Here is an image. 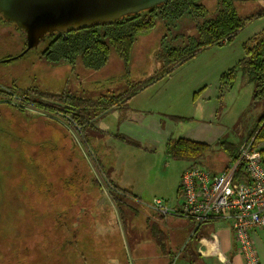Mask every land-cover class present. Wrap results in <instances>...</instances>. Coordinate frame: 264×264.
Segmentation results:
<instances>
[{
	"label": "trees",
	"instance_id": "obj_1",
	"mask_svg": "<svg viewBox=\"0 0 264 264\" xmlns=\"http://www.w3.org/2000/svg\"><path fill=\"white\" fill-rule=\"evenodd\" d=\"M206 1L208 0H171L124 16L111 24L97 23L79 31L69 30L66 33L47 35L41 42L38 59L47 61L49 65L64 63L62 67L67 71L82 64L85 70L102 72L107 64L116 60H121L126 70L139 38L149 36L148 33L160 27L162 35L157 58L163 64L161 70L123 93L108 92L94 99L78 97L71 91L42 93L32 87L21 89L14 84L0 86V107L9 110L8 114L0 113V116L13 117L16 122L19 116L26 118L29 109L42 115L36 119L37 132L34 134L28 133L24 127L12 126V133L18 139L15 144L17 154L10 164L13 169L9 171V166L6 170L0 162V185H4V189L0 191V237L17 233L18 235H13L16 242L20 238L19 243L27 242L22 251L13 252V260L9 257L0 258V264H50L46 263V257L53 258V264H111L108 263L107 251L112 248L115 251L119 249L121 253L120 245L123 244L118 242L121 234L117 226L112 228L115 232L108 236V240L97 239L100 243L99 250L95 249L97 240L93 247H89L93 242L90 235L82 239L80 227L86 218H90V221L93 218L94 207L85 204L87 195L93 197V189L89 191L88 185L90 183L97 189V193L101 191V187L98 179L91 175L88 163L80 156L79 147L71 140L65 125L76 128L79 135L86 139L81 142L89 149L87 133L91 132L89 129L97 128L96 124L101 117L114 110H127L132 99L158 81L171 76L180 66L210 48L233 43L247 26L257 19H264V8L255 14L242 16L236 5L237 0H209L208 2H212L211 7L207 6ZM4 21L13 24L25 35L14 23ZM185 27L186 30L180 31ZM26 48L27 45L15 56H5L0 64L7 63L4 61L7 58L11 62L27 55L28 53L22 55ZM243 49L244 55L237 65L221 75L219 87L222 96L233 89L238 75L242 74L246 82L254 85V103H264V28L243 43ZM180 119L186 120L182 117ZM8 126L10 124L1 118L0 133L9 134ZM45 131L48 133L47 137L34 141V138ZM46 139L55 145H46ZM263 143L264 112L250 131L246 147L250 144L258 147ZM0 147L3 148H0L2 155L5 154L8 149L5 148L4 138H0ZM219 147L230 160L223 169L225 170L238 160L242 151L238 152L236 147L224 141ZM44 148L47 149L43 150ZM62 149L64 150L58 151ZM210 150V144L184 137L169 138L166 143V152L172 158L189 161L190 165L204 166ZM261 152L264 164V148ZM65 153L70 156L69 159ZM46 156L54 162L53 165L51 163V173L45 169L48 164ZM204 158L206 161L202 162ZM97 163L103 167L99 159ZM59 165L62 168L59 169ZM243 168V165L238 167L237 177L241 175ZM218 172L220 171L214 170V173ZM104 174L107 177L104 180L112 192L111 198L120 212L124 205L130 206L129 201L137 200L131 192L115 185L107 173ZM11 184L15 185L12 189L9 188ZM65 190L72 191L71 197ZM7 198L17 199V204L2 201ZM135 210L139 213L136 208ZM16 222L20 227L14 230ZM60 230L65 233L64 240L56 238V233ZM123 256L120 262L127 261V255Z\"/></svg>",
	"mask_w": 264,
	"mask_h": 264
},
{
	"label": "rangeland",
	"instance_id": "obj_2",
	"mask_svg": "<svg viewBox=\"0 0 264 264\" xmlns=\"http://www.w3.org/2000/svg\"><path fill=\"white\" fill-rule=\"evenodd\" d=\"M208 1H206L207 6L211 7L212 2ZM236 5L242 16H248L263 9L264 0L248 2L237 0ZM263 28L264 19L255 20L238 34L233 43L216 46L200 53L177 68L171 76L154 84L148 95L139 94L141 99H145V96L148 98L145 105L148 110L144 113L146 119L142 122L135 113L130 112V117H127L123 110H114L101 117L96 124L97 128L89 129L91 134L87 133L90 140L89 149L85 147V143H82L86 139L79 135L76 128L65 125L71 140L79 147L80 156L88 163L91 175L98 179L101 187V191L97 193V189L89 183V191L93 189V197L87 195L85 198V204L94 207L91 221L90 218H86L83 226L80 227L82 239H85L86 235L93 237L89 247H93L97 239L104 241L110 238L108 236L114 232L112 228L119 225L116 224L117 218H124L125 230H130L137 218H146L145 216L160 218L162 215L154 211L151 206L154 199L164 200L169 208H175L182 202L178 189L182 173L190 162L172 158L166 152L169 138L184 137L210 144L208 161L204 158L202 162H207L203 167L211 172L223 171L230 161L219 147L221 142L233 145L238 152L246 148L249 133L264 112V103H254V85L246 82L242 74L238 75L233 89L222 96L219 87L220 78L242 59L243 43L261 32ZM186 29L187 27L180 31ZM147 35L149 36H141L137 41L131 63L126 70L125 64L121 60V62L116 60L107 64L102 72L85 70L82 64L72 67L70 71L62 67L64 63L49 65L47 61L38 59L40 55L38 49L42 48L40 43L38 48L26 52L27 55L11 62L5 59L7 63L0 64V86L14 84L21 89L36 88L42 93L71 91L78 97L94 99L108 92L123 93L139 81L161 70L163 64L157 55L162 29L156 27ZM26 45V35H23L13 24L6 23L0 15V62L7 55L19 54ZM137 99L133 101V106H136ZM8 112L5 107H0L1 114ZM40 116L42 115L32 109L28 110L26 118L17 117L16 122L13 117L0 116V119L3 118L10 124L9 134L0 133V138L5 139V148L8 149L3 155L0 149V162L4 164L6 170L12 163L13 156L17 154L15 144L18 139L12 133V126L24 127L28 133L34 134L37 132L36 119ZM129 123H131L130 128H127ZM144 125L146 127H143ZM47 136L48 133L45 131L34 138V141ZM46 145L55 144L46 139ZM261 146L264 148L263 144ZM45 149L47 148L43 150ZM65 155L69 159L70 156L67 153ZM97 159L102 162L103 167L98 165ZM45 161L48 163L45 169L51 173V163L53 165L54 162L48 156L45 157ZM65 165L68 167L67 164ZM12 169L13 167L10 166L8 170ZM104 173H107L118 187L128 189L139 196L140 201H129L130 206L124 205L120 212L111 198L112 192L104 180H107ZM12 187L15 185L9 186L10 189ZM3 189L4 185H0V191ZM65 193L70 197L72 195L71 190H65ZM2 201L8 204L13 201V204H17V199L7 198ZM135 208L140 212L138 213ZM167 217L173 218L171 215ZM39 222L36 224L37 227ZM17 227H20L18 222L15 223L14 230H17ZM207 227L213 230L217 228L215 225ZM14 234L17 233L5 238L0 237V258L9 257L13 260L12 257H15L13 252L22 251L27 245L26 241L19 243L21 238L16 242ZM56 238L64 240V231H58ZM97 243L95 249L99 250L98 240ZM94 251L93 249L92 252ZM122 256L119 249L115 251L111 248L107 251L108 263L112 260L119 263ZM103 260L102 258L101 262ZM53 262V258L46 257V263L53 264Z\"/></svg>",
	"mask_w": 264,
	"mask_h": 264
},
{
	"label": "built area",
	"instance_id": "obj_3",
	"mask_svg": "<svg viewBox=\"0 0 264 264\" xmlns=\"http://www.w3.org/2000/svg\"><path fill=\"white\" fill-rule=\"evenodd\" d=\"M264 145V143H263ZM262 146L244 148L237 161L214 173L200 164L183 171L179 187L182 202L169 208L162 199H154L152 209L164 216L189 219L195 228L213 219L231 222L238 252L245 264H260L253 232L264 228V164ZM244 168L239 177L236 171Z\"/></svg>",
	"mask_w": 264,
	"mask_h": 264
},
{
	"label": "crops",
	"instance_id": "obj_4",
	"mask_svg": "<svg viewBox=\"0 0 264 264\" xmlns=\"http://www.w3.org/2000/svg\"><path fill=\"white\" fill-rule=\"evenodd\" d=\"M151 87L142 94L148 95ZM139 96L130 101L127 110H122L127 117H130V112L135 113L142 122L146 119L144 113L148 110L145 107L148 98L145 96V99H141ZM136 98H138L135 102L136 106H133L132 103ZM130 125L131 123L127 128H130ZM120 188L136 196L138 200L134 201H140V197L132 191ZM145 217L135 219V224L132 223L130 230H125L123 218H117L119 224L117 227L121 234L118 242L123 244L120 245L121 254L125 253L123 257L127 255L128 258L127 261L119 263L112 260L111 264H245L242 255L238 252L230 221L209 220L204 222L205 225L202 223L197 227L196 231L192 221L183 217L168 218L164 215L160 218ZM209 225L217 226L216 230L207 227ZM252 236L259 253L260 264H264V228L255 230Z\"/></svg>",
	"mask_w": 264,
	"mask_h": 264
},
{
	"label": "water",
	"instance_id": "obj_5",
	"mask_svg": "<svg viewBox=\"0 0 264 264\" xmlns=\"http://www.w3.org/2000/svg\"><path fill=\"white\" fill-rule=\"evenodd\" d=\"M171 0H0L3 19L25 32L27 48H38L47 35L111 24ZM11 60L6 59L5 61Z\"/></svg>",
	"mask_w": 264,
	"mask_h": 264
},
{
	"label": "flooded vegetation",
	"instance_id": "obj_6",
	"mask_svg": "<svg viewBox=\"0 0 264 264\" xmlns=\"http://www.w3.org/2000/svg\"><path fill=\"white\" fill-rule=\"evenodd\" d=\"M1 15V14H0ZM2 16V15H1Z\"/></svg>",
	"mask_w": 264,
	"mask_h": 264
},
{
	"label": "bare ground",
	"instance_id": "obj_7",
	"mask_svg": "<svg viewBox=\"0 0 264 264\" xmlns=\"http://www.w3.org/2000/svg\"><path fill=\"white\" fill-rule=\"evenodd\" d=\"M8 59V58H7Z\"/></svg>",
	"mask_w": 264,
	"mask_h": 264
}]
</instances>
